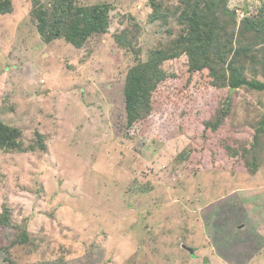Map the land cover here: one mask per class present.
I'll list each match as a JSON object with an SVG mask.
<instances>
[{
    "label": "rangeland",
    "instance_id": "1",
    "mask_svg": "<svg viewBox=\"0 0 264 264\" xmlns=\"http://www.w3.org/2000/svg\"><path fill=\"white\" fill-rule=\"evenodd\" d=\"M263 1L231 6L254 11ZM98 3L114 6L111 30L81 49L46 44L31 0L0 15V120L22 131L25 147L36 133L47 146L0 150V212L10 208L22 227H0V264H264V131L253 137L264 91L236 90L229 123L257 170L186 172L189 134L167 143L122 134L123 86L137 60L114 35L140 24L146 60L168 27L146 23L147 0H80Z\"/></svg>",
    "mask_w": 264,
    "mask_h": 264
},
{
    "label": "trees",
    "instance_id": "2",
    "mask_svg": "<svg viewBox=\"0 0 264 264\" xmlns=\"http://www.w3.org/2000/svg\"><path fill=\"white\" fill-rule=\"evenodd\" d=\"M31 2L33 25L46 44L64 40L81 49L111 30L112 4L82 5L80 0ZM147 2L151 12L146 23L168 27L169 36L159 39L147 52V59L141 60L140 24L134 23L114 35L116 45L137 60L129 67L123 86V137L167 143L189 134L192 146L179 159L190 173L255 167L257 157L252 163L244 162L248 151H242L229 123L236 108V90L244 87L264 91V81L257 79L264 78V1L254 11L232 7V0ZM242 11L245 14L240 18ZM12 12V0H0V15ZM263 131L264 122L253 133L255 142ZM22 136L19 128L0 120V150H46L42 134L36 133V141L28 148ZM229 159L232 164L224 167ZM256 170L253 168V172ZM0 227L22 230L13 224L8 207L0 212ZM27 234L24 229L20 242L27 241Z\"/></svg>",
    "mask_w": 264,
    "mask_h": 264
},
{
    "label": "water",
    "instance_id": "3",
    "mask_svg": "<svg viewBox=\"0 0 264 264\" xmlns=\"http://www.w3.org/2000/svg\"><path fill=\"white\" fill-rule=\"evenodd\" d=\"M185 249L189 250L191 252V254H195V250L194 249H191V248H187L185 247ZM194 256V255H193ZM205 262H206V259H205Z\"/></svg>",
    "mask_w": 264,
    "mask_h": 264
},
{
    "label": "built area",
    "instance_id": "4",
    "mask_svg": "<svg viewBox=\"0 0 264 264\" xmlns=\"http://www.w3.org/2000/svg\"><path fill=\"white\" fill-rule=\"evenodd\" d=\"M237 12H239V11H237ZM244 14H245V13L242 11V12L239 13L238 15H239L240 18H243Z\"/></svg>",
    "mask_w": 264,
    "mask_h": 264
},
{
    "label": "clouds",
    "instance_id": "5",
    "mask_svg": "<svg viewBox=\"0 0 264 264\" xmlns=\"http://www.w3.org/2000/svg\"><path fill=\"white\" fill-rule=\"evenodd\" d=\"M239 16V15H238ZM147 141H149V140H147Z\"/></svg>",
    "mask_w": 264,
    "mask_h": 264
}]
</instances>
